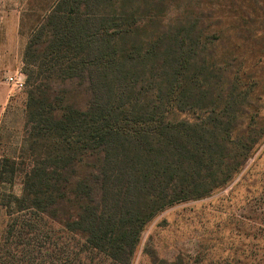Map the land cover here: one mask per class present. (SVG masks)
Returning a JSON list of instances; mask_svg holds the SVG:
<instances>
[{"label":"trees","instance_id":"16d2710c","mask_svg":"<svg viewBox=\"0 0 264 264\" xmlns=\"http://www.w3.org/2000/svg\"><path fill=\"white\" fill-rule=\"evenodd\" d=\"M135 1L60 0L30 41L50 53L48 75L39 85L24 74L34 163L24 206L79 236L88 251L75 256L112 264H130L159 212L231 182L264 135L238 75L231 86L207 62L199 22L161 30L159 1L144 6L146 22Z\"/></svg>","mask_w":264,"mask_h":264},{"label":"rangeland","instance_id":"374dc122","mask_svg":"<svg viewBox=\"0 0 264 264\" xmlns=\"http://www.w3.org/2000/svg\"><path fill=\"white\" fill-rule=\"evenodd\" d=\"M59 1L0 0V264H112L96 253L75 256L88 251L79 236L24 206L26 174L34 167L27 153L30 87L14 90L7 79L32 71L41 85L48 75L51 63L44 56L50 53L41 45L30 47V41ZM150 1L133 5L145 22ZM158 1L152 22L167 31L178 19L197 20L207 32L201 43L211 54L207 62L217 73L220 68L219 79L231 75V86L238 75L237 91L248 94L249 113L264 126V0ZM77 82L73 94L83 105V80ZM130 264H264V135L226 186L159 212L141 233Z\"/></svg>","mask_w":264,"mask_h":264},{"label":"built area","instance_id":"2783aa9c","mask_svg":"<svg viewBox=\"0 0 264 264\" xmlns=\"http://www.w3.org/2000/svg\"><path fill=\"white\" fill-rule=\"evenodd\" d=\"M7 83L14 88V90L21 91L26 86L25 75L21 72H15L13 75L9 76Z\"/></svg>","mask_w":264,"mask_h":264}]
</instances>
